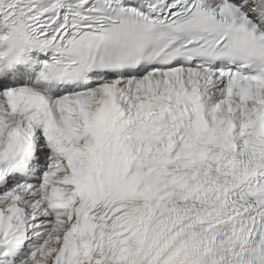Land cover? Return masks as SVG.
I'll use <instances>...</instances> for the list:
<instances>
[{
    "label": "snow or ice",
    "instance_id": "1",
    "mask_svg": "<svg viewBox=\"0 0 264 264\" xmlns=\"http://www.w3.org/2000/svg\"><path fill=\"white\" fill-rule=\"evenodd\" d=\"M0 264H264V0H0Z\"/></svg>",
    "mask_w": 264,
    "mask_h": 264
}]
</instances>
